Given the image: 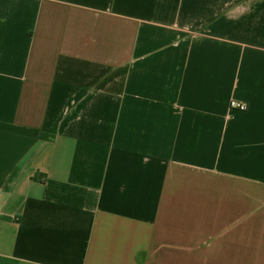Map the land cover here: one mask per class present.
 Segmentation results:
<instances>
[{
    "label": "crops",
    "instance_id": "0c3cea01",
    "mask_svg": "<svg viewBox=\"0 0 264 264\" xmlns=\"http://www.w3.org/2000/svg\"><path fill=\"white\" fill-rule=\"evenodd\" d=\"M0 264H264V0H0Z\"/></svg>",
    "mask_w": 264,
    "mask_h": 264
},
{
    "label": "built area",
    "instance_id": "2783aa9c",
    "mask_svg": "<svg viewBox=\"0 0 264 264\" xmlns=\"http://www.w3.org/2000/svg\"><path fill=\"white\" fill-rule=\"evenodd\" d=\"M231 108L238 109V110H241V111H246L248 109V106L245 103L232 101L231 102Z\"/></svg>",
    "mask_w": 264,
    "mask_h": 264
}]
</instances>
